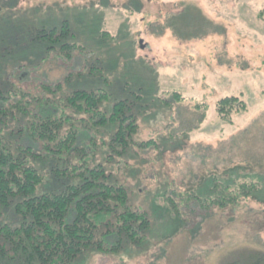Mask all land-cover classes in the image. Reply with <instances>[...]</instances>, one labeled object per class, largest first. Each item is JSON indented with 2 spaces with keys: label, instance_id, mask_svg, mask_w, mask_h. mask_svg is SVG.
<instances>
[{
  "label": "rangeland",
  "instance_id": "374dc122",
  "mask_svg": "<svg viewBox=\"0 0 264 264\" xmlns=\"http://www.w3.org/2000/svg\"><path fill=\"white\" fill-rule=\"evenodd\" d=\"M263 11L264 0H0V41L12 39L23 24L52 27L67 20L82 47L71 61L56 53L43 61L37 49L22 60L6 56L3 75L15 73L28 91L59 84L56 101L77 89L105 92L107 109L133 101L136 138L155 141L129 152L128 167L118 156L105 158L102 143L113 128L95 131L104 149L89 158L90 166L103 164L110 181L125 186L128 204L148 213L152 233L141 247L118 256H79L76 264H221L247 252L264 255ZM225 97L247 105L231 123L216 111ZM13 126L10 121L2 129L12 148L20 139ZM32 165L46 177L40 192L59 187L47 179L42 161ZM210 173L229 185L237 175L249 195L233 201L236 206L199 209V180ZM0 224L15 227L18 216L3 209ZM0 264L11 263L6 257Z\"/></svg>",
  "mask_w": 264,
  "mask_h": 264
},
{
  "label": "trees",
  "instance_id": "16d2710c",
  "mask_svg": "<svg viewBox=\"0 0 264 264\" xmlns=\"http://www.w3.org/2000/svg\"><path fill=\"white\" fill-rule=\"evenodd\" d=\"M260 16L264 18V11ZM76 41L67 20L52 27L23 24L22 31H16L12 39L0 41V60L20 55V60L29 58L28 50L37 49L43 61L54 53L71 61L73 53L82 50ZM27 66L35 68L30 61ZM14 75H3L0 67V219L3 209L11 208L19 220L15 227L0 224V263L7 257L11 264H76L79 256H118L131 246L144 245L152 233L148 213L128 204L127 189L110 181L103 164L93 161L91 167L89 163V158L94 159L104 149L96 144L95 137V131L104 127L113 128L109 142L102 143L108 160L118 156L129 167L125 158L129 152L155 145L154 140L136 138L139 126L132 113L135 102L118 100L107 109L103 106L108 98L105 92L85 89L56 101L53 96L59 92V84L37 86L35 91L39 92L35 94L20 88V78ZM64 107L81 118L68 115ZM216 111L222 121L231 123L233 116L247 111V105L241 98L225 97L216 103ZM10 121L20 134L14 148L2 131ZM34 145L41 151L36 152ZM35 161H42L47 168V179L62 185L51 192H40L46 177L32 165ZM206 180H199L203 189V195L197 197L201 210L236 206L233 201L249 195L247 190L241 192L247 183L218 182L214 173ZM241 256L240 260H224L221 264H264V255L258 252Z\"/></svg>",
  "mask_w": 264,
  "mask_h": 264
}]
</instances>
